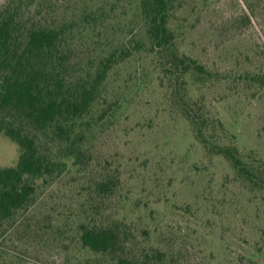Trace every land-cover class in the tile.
<instances>
[{"label": "rangeland", "instance_id": "1", "mask_svg": "<svg viewBox=\"0 0 264 264\" xmlns=\"http://www.w3.org/2000/svg\"><path fill=\"white\" fill-rule=\"evenodd\" d=\"M176 1L171 25L178 32L180 55L220 75L205 84L189 80V98L221 124L222 143L236 146L248 163H264V88L245 79L264 71L261 27L256 23L248 31L233 23L241 1ZM13 2L22 7L26 21L60 25L77 24L84 12L109 8L114 0H0V11ZM124 6L125 16L117 6L109 26L91 25L86 31L91 43L118 24L132 29L136 3ZM127 34L125 41L131 38ZM168 59L165 53L144 52L111 72L97 111L109 105L114 110L88 141L84 165L54 181H38L35 214L29 216L36 240L33 233L30 240L12 235L0 246V264H65L57 254L59 226L63 247L72 251L69 259L84 260L87 253L71 244L78 221L105 218L132 224L141 241L142 231H149L147 246L170 242L180 254L178 264H264V189L244 182L227 160L209 155L196 140L174 97ZM17 160L18 146L0 135V165ZM107 172L114 177L108 200L94 189Z\"/></svg>", "mask_w": 264, "mask_h": 264}, {"label": "trees", "instance_id": "2", "mask_svg": "<svg viewBox=\"0 0 264 264\" xmlns=\"http://www.w3.org/2000/svg\"><path fill=\"white\" fill-rule=\"evenodd\" d=\"M234 1L238 5L241 1L243 8L241 14L232 17L233 23L248 31L257 23L264 39V0ZM124 2L130 6L136 3L137 21L132 29L128 32L129 27L118 24L111 28L110 34H101L91 43L86 31L98 22L109 26L118 7L125 16ZM17 4L13 2L0 11V135L18 146L17 162L8 167L0 165V246L6 245L15 234L30 240L33 233L32 239L36 240L37 231L29 216L35 214L38 181H54L84 165L88 141L113 112L114 105L100 114L97 111L111 72L144 52L168 55L176 86L174 97L183 106L196 140L207 153L224 158L244 182L264 189V163L258 166L248 163L236 146L222 143L217 134L221 124L217 125L205 107L189 98L186 91L189 80L205 84L220 75L191 56L180 55L178 32L171 25L176 0H114L109 8L84 12L77 24L60 25L26 21L22 7ZM127 33L131 38L125 41L123 36ZM78 37L80 44L76 43ZM245 79L264 88V71L249 73ZM94 186L99 196L112 198L113 175L105 173ZM39 222L36 224L42 229ZM63 231L57 227L56 238L57 254L65 264L180 262L174 245L169 242L164 247L147 246L146 240L151 239L149 231L143 230L142 241L138 240L134 226L124 220H79L77 237L71 244L87 253L84 260L77 256L69 259L72 251L60 241Z\"/></svg>", "mask_w": 264, "mask_h": 264}]
</instances>
